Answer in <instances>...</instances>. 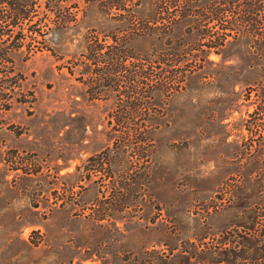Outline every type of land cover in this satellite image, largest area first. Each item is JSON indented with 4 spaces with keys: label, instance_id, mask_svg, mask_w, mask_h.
<instances>
[{
    "label": "rangeland",
    "instance_id": "1",
    "mask_svg": "<svg viewBox=\"0 0 264 264\" xmlns=\"http://www.w3.org/2000/svg\"><path fill=\"white\" fill-rule=\"evenodd\" d=\"M125 14L103 0H0V264H232L207 248L252 211L262 246L264 74L209 53L174 89L151 56L162 42L128 38Z\"/></svg>",
    "mask_w": 264,
    "mask_h": 264
},
{
    "label": "trees",
    "instance_id": "2",
    "mask_svg": "<svg viewBox=\"0 0 264 264\" xmlns=\"http://www.w3.org/2000/svg\"><path fill=\"white\" fill-rule=\"evenodd\" d=\"M103 1L108 10L118 9L126 12L128 38L150 36L162 42L163 50L155 52L151 56L163 64L160 70H164L166 73L163 75L165 78L175 79L174 89L181 87L188 76L200 69V66H190L187 62L188 59L196 60L198 57L207 56L209 53L220 56L221 64L219 65L226 70L239 69L240 61H242L250 63L249 67L251 68L257 67L254 70L260 73V78L264 74V0ZM146 2H149L150 6L153 7V12L148 18L142 19L138 15V11ZM216 3L223 5V7L205 13L190 10L196 4L210 5ZM177 5L183 8L176 10ZM228 17L230 20H227ZM213 20L219 23V31H213L205 25V23ZM202 22L204 23L201 26ZM116 40L117 38L114 39V42ZM201 43L204 44V49L198 48L202 45ZM196 50L198 53L194 52ZM119 53L120 51L115 48V51L111 52V59L117 60V57L113 58V56ZM124 56L133 57L131 53L126 51ZM207 61L210 62V60ZM228 61H234V63L226 64ZM211 63L214 64L215 62L211 61ZM133 71L134 73L139 72L145 79H148L153 72L152 69L138 67ZM177 74L180 80H177ZM209 74L211 77L214 76L213 72ZM134 77L136 76L132 73L131 79ZM257 84L262 95H264V84H261L260 81ZM162 87L164 86L162 85ZM172 88L167 89V92L169 93ZM146 94H151V92H146ZM237 190L238 187L234 189V192ZM231 195L234 198L235 194ZM254 214L255 211L249 214L251 226L244 227L246 230L232 229L226 231L222 238L216 241L215 246L207 248V252L212 257L216 255L212 262L221 261L223 259L221 255H224L227 262L228 256H233L230 260L231 263L241 264L242 261H238V253L247 252V250L249 253L252 250L257 253L259 251L264 252V242L262 246H258L260 238L250 234L251 230L254 231L256 219V214ZM262 231H264V223Z\"/></svg>",
    "mask_w": 264,
    "mask_h": 264
}]
</instances>
